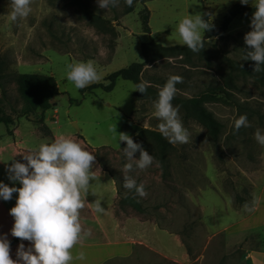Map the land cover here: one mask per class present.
<instances>
[{
	"label": "rangeland",
	"instance_id": "1",
	"mask_svg": "<svg viewBox=\"0 0 264 264\" xmlns=\"http://www.w3.org/2000/svg\"><path fill=\"white\" fill-rule=\"evenodd\" d=\"M81 1L32 0L29 16L11 22L10 0H0V57L5 55L9 63V82L0 87L2 112L18 120H32L45 137L53 132L71 134L95 153L100 180L92 185L97 195L90 193L87 200L101 199L106 212L94 214L91 206L83 210L85 227L92 230L87 240L138 244L133 255L109 264H250L249 250L260 246L264 227L237 235L231 232V225L250 212L244 205L254 207L264 191V146L254 138L257 128L264 134V85L234 67L232 61L244 62V37L251 31L252 16L234 18L228 31L207 39L199 53L162 57L151 53L142 73L143 83L148 85L146 94L133 90L136 84L122 78L110 91L98 88L83 94L66 79L68 64L91 59L100 70L99 82L108 83L106 78L112 72L144 62L142 42L152 37L166 46L183 44L177 32L183 17L203 14L207 6L211 21L220 24L240 0L134 1V10L128 13L124 0L110 9L100 8L98 0ZM145 6L150 10L151 33L143 29ZM22 72L53 75L58 82L59 94L45 112L43 123L36 122L40 110L28 117L18 116L26 104L15 81ZM171 75L183 77L172 103L179 106L190 140L172 144L167 173L152 144L147 149L154 157L150 167L140 170L131 161L134 167L128 175L137 185H145L147 195L140 197L135 189L123 186L122 170L130 161L123 152L127 144L118 141V133L126 132L135 141L143 128L159 130L161 121L154 116V102ZM231 75L239 85L232 92L243 108L222 100L205 103L222 124L214 143L178 99L216 87L231 92L226 85ZM241 115H247L251 126L237 131L235 121ZM112 125H117L115 139L108 130ZM4 126L0 124V131ZM139 155L138 151L134 157Z\"/></svg>",
	"mask_w": 264,
	"mask_h": 264
},
{
	"label": "clouds",
	"instance_id": "2",
	"mask_svg": "<svg viewBox=\"0 0 264 264\" xmlns=\"http://www.w3.org/2000/svg\"><path fill=\"white\" fill-rule=\"evenodd\" d=\"M124 2L132 7L134 0ZM240 2L243 5L251 2L254 8L251 31L244 37L247 51L243 60L254 61L253 71L259 73L264 71V0ZM98 3L100 8L110 9L118 7L120 0H98ZM31 4L32 0H10L9 20L17 22L27 18L32 12ZM207 15L208 13L197 12L183 17L178 23L180 40L192 52L199 53L205 48V33L214 27L205 19ZM67 69L66 79L77 89L98 83L102 78L100 70L91 59L70 63ZM178 83H183V77L171 75L160 88L154 102V116L161 121L158 128L173 145L186 144L191 136L180 117L179 106L172 103ZM147 87V84L141 82L133 90L146 94ZM250 126L247 115H241L235 121L237 131L241 127ZM108 130L114 134L115 139L117 125L110 126ZM254 138L264 146V134L259 128L256 129ZM118 141L126 142L123 152L130 161L122 170L123 186L128 190L135 189L140 197H145V185H137L136 180L128 173L134 167L131 161H134L136 168L145 170L153 164L154 157L126 132L118 133ZM138 151L139 158H135L134 154ZM17 154H22L24 162L16 160L15 156L11 159L7 172L10 181L19 182L22 186H9L0 181V198L9 201L13 193H18L16 204L10 209V215L14 218L11 234L21 241H29L30 246L25 248L21 243L14 259L8 235L0 234V264H74L75 261L85 260L86 254L83 251L74 254L77 245L82 246L92 235V230L85 227L82 212L88 206H91L94 214L106 212L101 199L97 198L93 203L87 200L90 193L97 195L92 190V185L93 181L100 180L97 176L99 168L96 167L95 153L73 135L60 134L51 142H42L37 148ZM244 209L255 210L248 204L244 205Z\"/></svg>",
	"mask_w": 264,
	"mask_h": 264
},
{
	"label": "trees",
	"instance_id": "3",
	"mask_svg": "<svg viewBox=\"0 0 264 264\" xmlns=\"http://www.w3.org/2000/svg\"><path fill=\"white\" fill-rule=\"evenodd\" d=\"M81 2V0H76ZM134 1H146V0H134ZM204 2L205 0H201ZM134 10V3L132 7L126 8V12ZM254 8L252 4L243 5L241 2L233 4L225 14L220 24H215L211 21L208 7L205 6V19L214 25L211 31H206L204 36V45L207 43V39L219 36L228 31L229 26L236 17L252 16ZM150 10L145 6L142 10V23L143 29L147 33H151V27L149 25ZM246 48L244 55L246 54ZM192 51L184 44L176 45H162L151 37L149 41L142 42V53L145 58L144 62H133L130 65L116 70L107 76L108 83L98 82L94 83L84 89L81 92H93L95 89L101 88L107 91L112 90L118 79H126L133 81L136 85L143 82L142 73L146 61L151 58V53H156L159 57L169 55H189ZM234 67L240 68L245 74L251 75L260 84L264 85V71L256 73L254 72L255 62L251 60H244V62L232 61ZM9 67L8 59L5 55L0 57V87L2 88L5 83L9 82L7 69ZM264 67V66H262ZM18 90L24 97L26 104L25 107L20 110L18 116L28 117L31 114H35L38 110L41 111V116L36 121L37 123H43L45 118V112L52 107V100L59 94V86L56 78L53 75L36 73V72H22L16 76ZM226 85L231 88V92L223 87L211 88L209 90L200 92L196 95L186 98L178 99L188 112L193 114L201 124L207 129L210 138L214 143L219 139L222 124L216 118L214 113L210 111L205 103L213 100H222L231 103L239 109L243 108L241 103L235 96L232 90L239 89V85L235 82L234 76L231 75L226 79ZM148 88V87H147ZM17 118L7 115L2 112L0 108V123H4L8 127V132L13 133V127L17 122ZM135 141L141 143L143 148L147 150L150 144L154 147V155L161 162L164 173L168 172L169 168V152L172 148V144L161 134L159 130L151 128L141 129L135 136ZM129 198H133L130 196ZM135 201V200H134ZM137 207L144 209L141 202H134Z\"/></svg>",
	"mask_w": 264,
	"mask_h": 264
},
{
	"label": "crops",
	"instance_id": "4",
	"mask_svg": "<svg viewBox=\"0 0 264 264\" xmlns=\"http://www.w3.org/2000/svg\"><path fill=\"white\" fill-rule=\"evenodd\" d=\"M21 119V118H20ZM17 120L13 127V133L8 132L7 125L0 131V181L9 184V186L20 187L19 182L13 183L8 178L7 167L12 163L11 159L15 156L16 160L23 161L22 154L29 149L37 148L42 142H51L58 134L53 132L51 136L45 137L44 132L32 120L27 118ZM1 124V123H0ZM4 124V123H3ZM17 154V155H16ZM4 161H7L4 162ZM18 193H13V197L9 201L0 198V234L6 233L11 242V254L16 258L19 245L23 243L25 248L30 246L29 241H21L19 238L12 236L11 229L14 225V218L10 215V209L16 204ZM264 191L254 206L255 210L247 214H243L233 225H231L232 233H255L264 227ZM262 211V213H261ZM262 242L259 247L249 250L248 258L250 264H264V238L260 233ZM138 247L133 241H89L85 240L81 245H77L74 254L83 251L86 259L83 261H75L74 264H109L117 258H124L133 255Z\"/></svg>",
	"mask_w": 264,
	"mask_h": 264
}]
</instances>
